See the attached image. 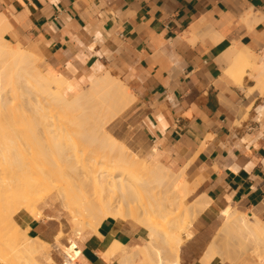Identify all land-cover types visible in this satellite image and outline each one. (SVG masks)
<instances>
[{
	"label": "crops",
	"instance_id": "1",
	"mask_svg": "<svg viewBox=\"0 0 264 264\" xmlns=\"http://www.w3.org/2000/svg\"><path fill=\"white\" fill-rule=\"evenodd\" d=\"M0 15L8 42L64 77L67 99L105 73L125 85L132 101L105 132L148 163L184 171L195 186L187 201L206 203L181 245V264H202L210 242L220 251L218 208L264 224V87L252 69L264 68V0H0ZM231 51L251 65L238 78L227 73ZM50 197L28 235L47 242L53 264H119L99 249L145 241L140 226L112 218L74 238L46 212L57 202ZM60 231L80 249L74 259L56 244ZM239 264H264V256Z\"/></svg>",
	"mask_w": 264,
	"mask_h": 264
},
{
	"label": "bare ground",
	"instance_id": "2",
	"mask_svg": "<svg viewBox=\"0 0 264 264\" xmlns=\"http://www.w3.org/2000/svg\"><path fill=\"white\" fill-rule=\"evenodd\" d=\"M6 21L0 15V159L6 161L0 160V264H41L39 260L53 264L46 252L47 242L27 234L29 222L42 217L37 206L52 195L59 200V208L76 235L85 227L96 232L107 218L131 220L145 231L141 245L128 248L113 242L107 249H99L105 262L116 259L119 264H181V245L192 235L191 221L206 203L187 201L195 186L188 183L184 171L174 172L158 161L151 167L147 157L141 159L128 153L114 136L105 132V125L132 101L125 85L105 73L91 81L86 90L67 99L61 92L64 77L49 68L41 71L35 54L5 39ZM227 60V73L234 78L251 67L247 57L236 51H231ZM252 69L257 75V86L264 87V68ZM89 102L100 104L101 114H96L93 121L100 134L94 133L87 121L81 125L80 117V123L77 117L73 120L76 123L70 120ZM26 106L30 113L37 114L30 121L36 120L48 139L58 140L51 139L55 163H28V169L23 162L18 165L11 160L7 138L18 122L13 119H22L28 111ZM81 141L85 148H79V154ZM80 158L83 161L72 163ZM16 165L24 166L18 168L23 180L19 175L15 178ZM218 212L222 217L220 236L238 239L243 255L250 253L258 259L264 256V224L255 215L232 207L218 208ZM245 240L251 244L246 245ZM55 242L72 259L80 254L75 241L61 231ZM207 248L199 257L200 262L222 264L217 245L210 242Z\"/></svg>",
	"mask_w": 264,
	"mask_h": 264
},
{
	"label": "rangeland",
	"instance_id": "3",
	"mask_svg": "<svg viewBox=\"0 0 264 264\" xmlns=\"http://www.w3.org/2000/svg\"><path fill=\"white\" fill-rule=\"evenodd\" d=\"M24 48H28L27 46H23ZM40 57V56H39ZM37 66L38 68L41 70V71H45L47 68L45 67V64H44V61L43 59L40 57L39 61L37 62ZM23 104V103H22ZM85 106V109H81V111H78L77 114L73 117H71V121H73L74 119L76 120V117H77V120L78 118L80 117L82 123L81 125H83L86 121L89 123V126H92V128H94V133H99L100 134V131L98 130L97 128V124L94 123L93 121H96V117L97 116L96 114H101V110H100V104L99 103H93V102H89L87 105H84ZM24 107L25 109H27L28 111L24 113V117L21 119V118H15L13 119L14 121H18L16 122V124H14L13 126V129L14 131H10V135L9 137L7 138V144H9L10 148H11V153H14L12 155L9 154L11 160L13 161V163H17L18 165L21 164L22 162L24 163V166L25 167H28L29 169V166L28 163H55L54 160L56 159L54 157V155H52L54 152L52 150L53 149V141L57 142L58 140L54 137H52L51 139H48V137H46L42 132H41V127H39L36 123V120L35 121H30V119H32L33 115L34 117L37 115L35 112L33 113H30L31 111L29 110L30 107ZM84 112H83V111ZM100 110V112H99ZM78 113H81V114H78ZM32 117V118H31ZM75 117V118H74ZM30 118V119H29ZM37 118V116L35 117V119ZM73 118V119H72ZM21 119V120H20ZM34 119V118H33ZM90 119V120H89ZM85 121V122H84ZM114 120L110 121L108 124L105 125V130H108V128L110 127V125L112 124ZM20 122V123H19ZM74 123H76L75 121H73ZM78 122L80 123V121L78 120ZM86 122V124H87ZM92 122V123H91ZM22 126H21V125ZM32 124V125H31ZM84 126H87V125H84ZM17 127V128H16ZM18 130V131H17ZM12 136V137H11ZM24 137V138H23ZM0 138H2V135H0ZM47 138V139H45ZM1 140V139H0ZM52 142V143H51ZM64 143V142H63ZM14 144V146H13ZM52 146H50V145ZM81 146L78 147V149L82 147V150L83 148H85V143L83 141H81ZM13 148H12V146ZM39 145V146H38ZM49 145V146H48ZM51 147V148H50ZM21 150H20V149ZM80 149H79V154H81L80 152ZM48 150V151H47ZM34 151V152H33ZM52 151V152H51ZM55 151V150H54ZM69 151H72V150H69ZM128 153H130L128 150H126ZM22 152V153H21ZM25 152V154H24ZM50 152V153H48ZM18 153V154H17ZM44 153V154H43ZM132 154V153H130ZM17 155V156H16ZM21 155V156H20ZM26 156V157H22V156ZM35 155V156H34ZM40 155V156H39ZM47 155V156H46ZM51 157H50V156ZM133 155V154H132ZM29 156V157H28ZM39 156V159L37 158ZM44 156V157H43ZM46 156V157H45ZM50 158H49V157ZM14 157V159H12ZM22 157V158H21ZM42 157V158H41ZM54 157V158H53ZM24 158V159H23ZM140 158V157H139ZM30 161H29V160ZM36 159H38L37 161H35ZM47 159V160H46ZM84 158H80L79 160H76V161H73L72 163H80L81 160L83 161ZM142 159V158H141ZM1 160V159H0ZM26 160V161H24ZM33 160V162H32ZM40 160V161H39ZM18 161V162H16ZM43 161V162H41ZM80 161V162H79ZM85 161V160H84ZM1 163H6V161H2L1 160ZM7 163H10V162H7ZM22 163V164H23ZM84 163V162H83ZM87 163V161L85 162ZM154 163L155 161L154 160H150V162L148 163L149 166L153 167L154 166ZM111 165H116L115 163H111ZM22 166V165H20ZM20 166H17L14 167V171H15V178L18 179V177L20 176V178L22 179V176L20 175V170L18 171V168ZM22 166V167H24ZM79 166V165H78ZM81 166V165H80ZM80 166L78 168H80ZM20 169V168H19ZM22 169V168H21ZM23 170H25V168L22 169V172ZM18 171V172H17ZM26 172V170H25ZM23 172V173H25ZM19 175V176H18ZM28 176V175H27ZM24 179L27 178V177H23ZM23 180V179H22ZM190 196V195H189ZM188 196V197H189ZM53 197L57 200V202L59 203V200L57 199V197L55 195H53ZM187 197V198H188ZM55 202V203H52V205L50 207H47L45 208V210H47L46 212L47 213H50L54 219L56 221H54V223L56 224V226H58V229L59 227L62 228L63 232H69L72 237L76 238V237H79V235H76V233L74 231H71V225L69 224V220L67 219V216L62 212V210L59 208V204ZM59 209V210H58ZM43 218V215L41 218H36L35 220H41ZM195 219V218H194ZM192 220V218H191ZM131 221V220H129ZM194 220H192L191 222L193 223ZM133 222V221H131ZM190 222V223H191ZM134 224H136L135 222H133ZM189 223V224H190ZM192 223H191V227H192ZM137 225V224H136ZM139 226V225H138ZM28 230V229H27ZM90 231V228L88 227H85L84 231ZM193 230V228H192ZM219 230V229H218ZM218 230L215 232L217 233ZM83 231V232H84ZM82 232V233H83ZM81 233V234H82ZM214 233V237L216 236V234ZM27 234H28V231H27ZM193 234V233H192ZM183 236V233L181 234ZM29 236V235H28ZM213 237V238H214ZM31 238H36V237H31ZM246 241V245H250L251 242H248V240H245ZM227 242L229 243V245H227ZM240 242L238 239H235V237H230V236H222L221 237V247H220V251H219V254H220V258L224 261H227L229 262L230 264H239L241 263L242 261L246 260V259H256L252 254H246V256L244 258H241L243 256L242 254V250H240ZM159 245L163 246L162 245V242H159ZM250 247V246H249ZM218 248V247H217ZM239 259V261H237ZM41 264H44L45 262L42 261V260H39ZM237 261V262H236Z\"/></svg>",
	"mask_w": 264,
	"mask_h": 264
},
{
	"label": "built area",
	"instance_id": "4",
	"mask_svg": "<svg viewBox=\"0 0 264 264\" xmlns=\"http://www.w3.org/2000/svg\"><path fill=\"white\" fill-rule=\"evenodd\" d=\"M77 257V256H76Z\"/></svg>",
	"mask_w": 264,
	"mask_h": 264
}]
</instances>
